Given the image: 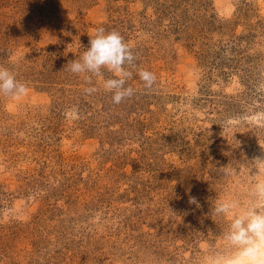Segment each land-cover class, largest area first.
I'll return each mask as SVG.
<instances>
[{"label":"rangeland","instance_id":"1","mask_svg":"<svg viewBox=\"0 0 264 264\" xmlns=\"http://www.w3.org/2000/svg\"><path fill=\"white\" fill-rule=\"evenodd\" d=\"M101 27L136 57L119 104L67 64ZM0 66L27 87L0 95V264L248 259L227 236L264 214V0H0Z\"/></svg>","mask_w":264,"mask_h":264},{"label":"clouds","instance_id":"2","mask_svg":"<svg viewBox=\"0 0 264 264\" xmlns=\"http://www.w3.org/2000/svg\"><path fill=\"white\" fill-rule=\"evenodd\" d=\"M135 59L128 43L118 31L106 32L101 27L89 37V46L80 58L67 64L69 71L75 74L102 76V69L113 73L114 78L105 80L104 86L113 93V102L119 104L133 95V89L125 85L131 77L129 69L135 67ZM139 75L146 87L152 86L155 80L153 73L141 71ZM95 91V88L85 89L89 94ZM26 92V85L19 82L8 68L0 66V95L18 96ZM190 202L196 204V197H192ZM227 239L243 248L242 254L248 257L243 264H264V214L247 211L235 218Z\"/></svg>","mask_w":264,"mask_h":264}]
</instances>
